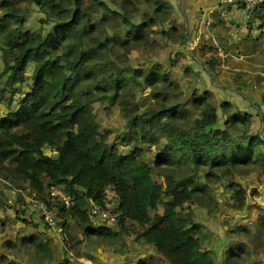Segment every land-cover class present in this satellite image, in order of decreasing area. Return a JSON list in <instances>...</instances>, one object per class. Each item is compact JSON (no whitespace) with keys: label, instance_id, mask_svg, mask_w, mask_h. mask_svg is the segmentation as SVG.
Returning a JSON list of instances; mask_svg holds the SVG:
<instances>
[{"label":"trees","instance_id":"trees-1","mask_svg":"<svg viewBox=\"0 0 264 264\" xmlns=\"http://www.w3.org/2000/svg\"><path fill=\"white\" fill-rule=\"evenodd\" d=\"M26 1L42 15L35 28L26 26L27 6L0 1V103L7 110L0 113V209L7 205L1 184L21 199L29 189L57 209L63 246L57 255L48 226L16 208L14 218L22 227L0 243V264H21L24 254L34 264H68L64 250L94 236L126 241L128 226L163 262L216 264L194 214L197 207L209 215L221 207L208 185L212 181L231 190V211L251 209L257 216L255 230L250 223L228 232L260 241L264 206L247 202V188L236 177L256 172L264 178V128L254 129L251 113L233 111V104L219 102L210 88L188 94L173 80L171 70L178 56L184 57L188 35L170 1ZM256 19L263 28L264 3L249 13L247 27ZM161 44L177 47L176 57L131 63L132 52H153ZM216 61H208L211 74ZM146 89L151 101L144 105L137 94ZM97 102L116 107L124 121L113 143L94 117ZM120 145L128 151L122 153ZM52 185L63 187L69 208L49 196ZM108 187L116 194L117 229L94 226L88 218L91 202L104 208ZM251 193L259 194L254 188ZM70 220L84 238L72 232ZM6 223L2 219L1 226ZM230 250L234 258L248 252L237 243ZM86 257L94 259L91 252ZM153 258L141 257L136 264H151Z\"/></svg>","mask_w":264,"mask_h":264},{"label":"rangeland","instance_id":"rangeland-1","mask_svg":"<svg viewBox=\"0 0 264 264\" xmlns=\"http://www.w3.org/2000/svg\"><path fill=\"white\" fill-rule=\"evenodd\" d=\"M14 1L18 5L24 6V7L27 6L30 9V13H29V16L26 22V26L28 28L37 27L39 25V19L41 18L42 15L37 11L35 5L30 4L26 0H14ZM256 28L258 30L260 29L258 26ZM258 30H255L256 32L253 34V36H258L259 39L264 40V32H261ZM229 35L230 34H227V36ZM233 38L235 40H238L237 47L233 45H224L220 41L217 40V42L220 44V48L215 47V49H213L214 51H212V54H210L211 51L209 50V47H208V50L210 51V53L208 54L209 56L206 57L208 59L206 61L199 59L198 55H192V56L189 55V58H188L186 57V53H183L184 57H182L180 54L178 56V61L176 62L175 67L171 70V75H172L173 80L178 82L180 86L182 87V89L186 91L185 93H188V94L191 92V89H197L198 93H201L205 88H214L217 92H219L218 93L219 99L225 98L227 96L229 97L230 95L228 94H231L234 96L232 92L235 93L234 91L237 90L236 88L239 82L254 81L253 82L254 84L264 86V83H263L264 82V41L261 43L262 46H259V48L257 47L260 50L259 52L249 53L247 51L248 48L242 45L243 43L240 41L241 37L240 39H237L236 37H233ZM177 50L178 48L175 46L167 47L161 44L160 48L153 52H143V53L132 52L131 53V63L133 65H136L138 63L139 64L149 63L150 60L164 61L166 58L170 56L171 57L173 56V58L176 57ZM216 56L218 59V64L216 61L215 68L219 71H217L215 74L214 73L211 74L208 71V68L210 65L208 61L215 58ZM189 65L193 68H196L197 71H193V72L190 71V74H187V72H185L186 71L185 67L188 66L189 69H191ZM2 66H3V63H2V57H1V51H0V70ZM248 70H251V71L255 70L256 73H251V72L247 73ZM244 74L249 75L250 78H253V79L246 78ZM226 84H228L233 89L232 90L228 89L227 88L228 85ZM220 86L221 87L225 86L227 88L223 94L220 91V89H222L220 88ZM148 94H149V89L139 92L137 94V100L140 101L141 104L145 105L147 102L151 101ZM111 107L109 108L108 104L106 103L97 102L93 105V113H94L95 119L97 120V122L99 123L101 127V130L108 131L109 142L113 143L116 134L119 133L123 129L124 121L119 115L118 109L116 107H112V108ZM0 113H7L6 105L3 103H0ZM128 148H129L128 146L126 147L123 145L119 146V150L122 153L127 152ZM45 150L47 153H50L49 148ZM146 155L149 156L150 153H147ZM198 180H200V182L202 183L205 182V179L202 178V176L199 177ZM236 180H238L241 184L246 186L247 191H248L247 202L251 204H254L255 202H257L259 205L264 206V178L263 177L261 176L258 177L256 175V172H254L248 175L238 174L236 177ZM160 181L163 182L162 179H160ZM208 185L210 187L211 192L214 194L213 197L215 201L220 203L221 205L220 208H217L216 211H213L210 217L220 218V219L223 217L224 219H226V222L228 223L230 219H227V218L229 217V215H232L233 218L234 216H237L234 218V220L239 218V220L246 219L245 222H250L251 220L250 218L251 217L253 218V216L255 215L254 210L246 209L245 212L240 213V212L231 211L229 209L228 202H231L230 196L232 192L231 190L226 188L225 182L212 181V182H209ZM1 188L3 191L1 197L3 199V202H6L7 205L5 209H0V243L5 238H8V237L14 238L17 227H22L21 221L18 222L19 219L14 218V216L16 215L14 214V211H16V208L20 209L21 206H23L26 210V215L32 216L34 214V212H30L32 210L31 205L29 204L30 202H26V204L22 203V201L13 202L12 196L16 195L17 193L8 184H5V183L1 184ZM253 188L258 190L259 194L252 195L251 191ZM27 190L28 189H26L24 193L26 195H29V192ZM17 203L18 205L16 206ZM14 204L15 206H13ZM160 210H161V207H160ZM195 210H196L194 211L195 219H198L204 216L207 217V215H209L206 213L204 208L197 207L195 208ZM242 214L244 215V217H241ZM2 219H4L5 222H7L6 227L1 226ZM34 219L37 220V222L41 221L40 217L36 214H35ZM238 221H236L235 223H237ZM90 222H92L94 226H98L101 224L99 220H94V221L90 220ZM40 223L43 229L45 225L42 222ZM69 224H70V228L72 229V232H75L76 234H78L79 238H84L83 235L81 234L82 230L79 227V225H77L76 221L70 220ZM105 225L110 226L111 228L117 229L116 223L113 225H109L105 223ZM254 227H257V225L255 224ZM25 229L27 231L31 230L30 227L25 228ZM49 229H52L51 231L54 232L53 237L55 238V240H54L53 247L56 250L57 255H61L60 251L63 246V241L61 240L62 239V236H61L62 229L57 228V227L55 228L48 227L47 230ZM133 229L134 228L131 229L130 226H128V230H129L128 233H129V238H130L128 241L129 243L128 246L131 251L133 250V248H135L134 245H136V247L137 246L140 247L139 243L135 240L134 234H130L131 232H133L132 231ZM124 241L125 240H123L121 236L111 239V240H103V239H100L94 236V237L87 238V239L85 238L83 242V246L77 247L71 252L64 250V253L66 257L69 258L68 264H85V262L88 264H91V263L100 264L101 262L102 263L105 262L106 264H109L112 259L115 260V258H117L116 256L119 257L120 255L122 257L123 256L126 257L127 255L125 254L130 252L129 250H127L128 246H126ZM141 249L142 248L140 247V250ZM142 250L145 251L144 249ZM0 251H2V249ZM259 251L260 250H257L258 254H259ZM90 252H96L95 254L97 255V257L101 255L104 260L102 259L103 260L102 261L100 258H99L100 260L98 258L97 259L94 258L91 260L88 259L86 257V254H89ZM81 254L82 256H79ZM260 254H261V259L264 258V247L262 248V251L260 252ZM129 256L130 255H128V257ZM256 258L260 259V257L258 256ZM229 259L230 261L232 260L231 257H229ZM18 260L21 262V264H34L32 262L33 260L32 259L29 260L25 254L24 256H20ZM88 260L91 263H89ZM225 261H226L225 264L230 263L227 261V258H225ZM16 262L17 261L15 262L13 261V264H17Z\"/></svg>","mask_w":264,"mask_h":264},{"label":"crops","instance_id":"crops-1","mask_svg":"<svg viewBox=\"0 0 264 264\" xmlns=\"http://www.w3.org/2000/svg\"><path fill=\"white\" fill-rule=\"evenodd\" d=\"M169 1L173 6V11L178 17L179 24L182 25L185 33L188 35L187 44L182 50L183 53H186V57L189 58V55L191 56L198 55L199 59L206 61L208 60L206 57L209 56L208 54L210 53V51H211L210 54H212V51H214L213 49H215V47L220 48V44L217 42V40L224 45H233L237 47L238 40H235L233 37H236L237 39H240L241 37L240 41L243 43L242 45H244V47L248 48L247 51L249 53H253V52L257 53L260 51L258 48L259 46H262L261 43L264 40L259 39L258 36H253V34L256 32L255 30H258L256 27L259 25V22L256 19L255 22H253L252 24L253 27L251 29L247 27L248 17L246 16L244 9L241 8L240 3L242 2H240L239 0H169ZM258 31L264 32V27L260 28ZM227 34L230 35L227 36ZM208 47L210 51L208 50ZM215 58L218 64L217 56ZM191 69L190 70L192 72L197 71L196 68L191 67ZM215 71L217 72L219 70L215 69ZM250 72L256 73L255 70L247 71V73ZM244 76L246 78H250L249 75L244 74ZM253 82L254 81L239 82L236 88L237 90L234 91L235 93L232 92L234 96L228 94L230 95L229 97L227 96L225 98H220V99L218 96L219 92H217L214 88H210V89L214 91L215 96L219 102L222 100L230 101L233 104V111L238 110L242 112L251 113L254 119L252 127L254 129L260 130L261 128H264V86L254 84ZM220 88H222L220 89L222 94L227 88L231 90L233 89L229 85L227 86V88L225 86L224 87L220 86ZM16 193H17L16 195L12 196L13 202H19V201L28 202L27 200L28 197L24 193V191L21 192V195L23 197L22 199L18 197V192ZM17 205L18 203L16 204V206ZM13 206H15V204ZM21 208L24 207L21 206ZM245 211H240V213H243ZM30 212L33 211L31 210ZM35 214L36 213H34L32 217H33V221L37 222V220L34 219ZM211 215L212 214L207 215V217L204 216L198 218L196 219V222H198L203 226V232L206 234L208 238L206 244H204V248L206 250H210L212 258L215 260L216 264H225L226 263L225 258H227V261L230 262L229 264H264V258L261 259V254H260L262 248L264 247L263 244L264 235H262L260 241L257 242L260 244L259 245L260 247L256 249L255 246L257 245V243L254 244V241H250L252 237H244V235L240 232H233L231 234L228 232L229 229L238 227L240 224H250V223L252 226V230L253 229L255 230L256 227H254V225L255 224L257 225L256 215H254L253 218L252 217L250 218L251 219L250 222H245L246 219L239 220V218L234 220V218L237 216H234L233 218L232 215H229V217L227 218L230 219L228 223L226 222V219H224L223 217L221 219L212 218L210 217ZM241 217H244V215L242 214ZM236 221L238 222L235 223ZM39 228L40 229L42 228L41 225L39 226ZM51 230L52 229H49L47 230V232L48 234H50V236H53L54 232H52ZM129 239H130L129 237H126V241H124L126 246H128L129 244L128 243ZM236 243L239 244L240 246L244 245L248 248V252L245 253L242 256V258L240 257L234 258L232 256V252L230 249L232 248V245ZM134 246L135 248H133L132 251L129 249L128 246L127 250H129L130 252L125 254L127 255L126 257L124 256L122 257L120 255L118 257L115 255L117 258H115V260L112 259L109 264H136L139 258L148 257L149 255L152 254L154 255V258L151 259V264H168L167 262H163L161 258L155 254L154 250L152 248H149V246L140 245V247L145 251H143L142 249L140 250L139 246L137 247L136 245ZM257 250H260L259 254L257 253ZM95 253L96 252H91V255H93L94 258L96 259L100 258L101 260L103 259L101 255L97 257ZM128 255L130 256L128 257ZM257 256L260 257L261 260L257 259L256 258ZM229 257H231L232 259L231 261ZM88 262L91 263L89 260ZM85 264L88 263L85 262ZM91 264H95V263H91ZM100 264H106V263L101 262Z\"/></svg>","mask_w":264,"mask_h":264},{"label":"built area","instance_id":"built-area-1","mask_svg":"<svg viewBox=\"0 0 264 264\" xmlns=\"http://www.w3.org/2000/svg\"><path fill=\"white\" fill-rule=\"evenodd\" d=\"M244 5V11L248 17L249 13L259 4L264 3V0H239ZM194 48V47H193ZM29 195H27V200L30 202L31 209L36 213L49 228H55L58 223V211L54 207H50L44 202L38 200L34 192L27 190ZM49 196L53 199L63 202L65 207L69 208L71 206V199L66 194L63 187L60 185H52L49 188ZM104 208L98 203L91 202L89 204L88 217L91 221L99 220L109 225H113L117 221V213L113 211V208L117 204L115 191L108 187L104 191Z\"/></svg>","mask_w":264,"mask_h":264},{"label":"water","instance_id":"water-1","mask_svg":"<svg viewBox=\"0 0 264 264\" xmlns=\"http://www.w3.org/2000/svg\"><path fill=\"white\" fill-rule=\"evenodd\" d=\"M89 206V205H88ZM89 210V207L87 208Z\"/></svg>","mask_w":264,"mask_h":264}]
</instances>
